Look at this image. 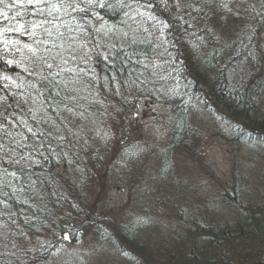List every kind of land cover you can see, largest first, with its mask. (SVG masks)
Wrapping results in <instances>:
<instances>
[{
    "label": "trees",
    "instance_id": "trees-1",
    "mask_svg": "<svg viewBox=\"0 0 264 264\" xmlns=\"http://www.w3.org/2000/svg\"><path fill=\"white\" fill-rule=\"evenodd\" d=\"M192 1L194 5L200 6L201 13L193 10L191 16L188 12L192 9L184 8L185 15L181 16L188 17V20H184L178 17L172 19L163 8L158 11L161 3L154 0L157 4L153 9L154 14L164 24V28L168 26L173 36H177L178 27L189 33V25L196 23L204 37L209 35L211 40L215 39L214 43L211 40L207 43L208 46L213 43L211 48L216 49L209 59L194 57L191 51L187 52L189 47L185 48L178 38L176 41L170 40L173 43L171 52L176 59L179 56L178 62L187 61L185 70L181 67L184 80L180 84L170 66H164L163 69L166 77L170 78L166 83L163 70L158 68L159 74L145 65L151 59L155 37L159 35L153 33L151 39L149 32L141 27L142 22L135 18L137 0H52L53 5L44 6L43 10L33 8L36 16L30 21L11 20L0 26V264H23L35 256L46 259L52 253L48 247L35 252L31 249H6L7 243L16 236H22L25 232L35 234L47 231L56 237L70 229L74 231L79 228L73 219L89 213L81 206L82 198L87 197L86 193L90 192L94 179L98 178V171L102 168L100 162L104 159L100 157L101 152L97 149L92 151L91 146L100 145L101 149L106 146L104 153L110 155L113 151L110 147L119 143L123 132H126L120 129L119 137L114 127L120 125L125 128L126 122H130L129 119L134 116L133 113L121 115L126 109L123 107L124 98L121 97L137 93H146L150 98L156 93L172 96L170 101L166 99L174 111L168 125L171 135L167 138L166 152L163 154L166 161H160L162 163L159 169L156 168V175L159 184L163 182L166 190L170 188L167 186H171L173 191L175 186L179 191H173L172 196L162 193L164 198L166 196L178 202L185 195L189 197L192 188L175 172L173 152L181 148L195 157L194 151L204 138L207 140L204 130L198 131L195 126L199 123L192 121L201 119L199 112L191 114L187 97L183 92H175L182 85L189 87V93L199 94L204 104L207 102L209 108L220 116V120L224 119V123H218V128L222 129L218 133L232 143L240 144L239 147L247 149V153L258 152V145L264 143V105L255 107L253 100L257 99V102L260 99L264 104V91L257 84H246L242 73L231 75L226 71L231 64V54L241 53L240 45L234 44L235 41L224 42L221 36L217 39L208 31L213 32L212 26L215 25L216 31L223 32L224 28H230L237 32L235 24L247 22L245 19H250L248 15L253 13L254 8L260 12L263 7L258 5L262 2L251 0L243 6L240 2L245 0ZM11 4V0H4L0 4V11L11 12ZM262 13L264 10L258 15ZM226 14L233 16L232 26L226 25L225 21L215 23L218 16L227 17ZM206 16L209 20L207 24ZM60 18H65L69 27L80 29L73 30L76 32L74 38L61 36V31L53 32L54 27L46 26L48 21ZM83 20L98 27L86 33L81 26ZM211 20L214 22L212 25ZM120 22L125 27L121 28ZM249 29L255 32V28ZM196 38L194 49L199 51L202 46L196 42L201 40L200 37ZM255 48L257 46L254 45V52L257 53ZM118 49L128 50L142 60L126 58V53L117 54ZM218 61L227 63V68L223 66L220 70L215 67ZM258 63V59L254 58L249 65L255 69V79L246 73L250 80L264 78L262 75L256 78ZM140 67L143 71L139 72L137 69ZM186 70L190 75L185 74ZM133 74H137V77ZM169 85L178 88L170 91ZM144 90H148V93ZM166 90L170 94L164 95ZM113 100L115 105H112ZM27 112L28 117L23 118ZM245 120H248V125L241 129L240 122ZM96 121L108 130L101 138L89 130L90 127L95 129ZM200 123L202 128L208 130L207 120ZM234 130L242 135L236 138ZM126 153L116 163V160L112 163L113 159L109 158V162L104 165L107 177L110 172L113 174L111 177H114L116 171L120 177L127 175L128 162L132 156H129L128 151ZM232 176L233 180H238L237 173ZM177 177L181 181H177ZM235 182L229 188L230 196L239 189ZM254 198L257 200L253 203L248 199V204H245L246 201L239 204V199L230 201L236 209L233 213L239 212L237 216L233 215V223L225 222L232 214L230 216L213 201L207 202L205 207L197 203L190 209H179L181 229L169 235L170 239L164 240L166 247L162 259H158L160 263L264 264L261 257L254 255L247 258L245 252L244 257L237 252L246 251L249 243L260 248L264 244V193ZM88 220H91L92 226L94 220ZM98 220L102 222L108 219L99 216ZM141 220L132 218L124 221L123 225L112 227L111 233H102L100 239L127 253L130 250L134 255L139 254L134 248L144 253L149 251V257L153 258L150 252L153 249L138 244L139 231L135 229V223L144 225L146 222ZM87 228L83 227V232ZM140 229L149 230L146 225ZM152 232L154 230L147 233ZM76 260L70 264H82L80 259Z\"/></svg>",
    "mask_w": 264,
    "mask_h": 264
},
{
    "label": "rangeland",
    "instance_id": "rangeland-1",
    "mask_svg": "<svg viewBox=\"0 0 264 264\" xmlns=\"http://www.w3.org/2000/svg\"><path fill=\"white\" fill-rule=\"evenodd\" d=\"M185 1L186 0H176L174 5L169 3L170 5L166 9L167 14H169L172 19L178 17V19L184 18V20H188L187 16H181L185 15L184 8L192 9L188 12V15L191 13V16L193 10L194 12L196 10L197 13L200 12L199 5H194L192 0L188 2ZM250 2L251 0L248 2L245 0L240 3L246 6ZM261 2L262 4L258 6L263 7L261 8V11H263L264 0H261ZM149 3H146L148 5L135 9L136 19L141 14L145 13L147 15V17L142 15V21L140 19L137 20L142 22L141 27L149 32L151 39H153V33L159 35L155 37L156 44L153 46L151 59L148 63H145V65L159 74L158 68L163 70L164 66H170L180 84V82L184 80L181 74V67L184 69L187 65V61H183V63L178 62L179 56L176 59L175 54L171 52L173 50V43H171L170 40L173 39V41H176V38H178V41L182 43L185 48L189 47L187 52L191 51L194 57H206V59H209L216 50L215 48H211L215 39L213 38V40H211L209 35L204 37L202 30L197 28L196 23H191L189 25V33H187L188 30L185 31L178 27L177 36H173L168 30H164L168 29V26L164 28V24L160 22L161 20L159 17H156L154 14L153 9L156 8L157 4ZM254 4L256 5V3ZM159 5L158 11L162 8ZM252 11V14H248L253 17L249 15L248 17L250 19L245 17V21L247 22H237L238 24H235V26L238 27L236 28L237 32L230 28H224L223 32L216 31L217 29L215 25H213V32L208 31V33L212 34L217 39L218 36H221V40L224 42L235 41L234 44L238 43L240 45L239 49L242 50L241 53L246 50L249 51V53H251L249 60L247 63L245 62V67L249 70H255L253 66L249 67V65L254 61V58H257L259 62L257 67L258 71L256 72L257 78L258 74L264 76V13L258 15L261 11L257 12L255 8L252 9ZM132 13H134V11H132ZM152 14L154 15L151 16ZM226 16L227 17L218 16L215 23L225 21L226 25L232 26L234 22L232 23L231 18L233 16L230 14H226ZM205 21L206 24L209 21L207 16ZM212 23H214L213 20L210 21L211 25ZM148 25L150 26L149 28L146 27ZM249 28H255V32H252ZM196 37H200L199 39L201 40V42L198 40L196 42L202 46L199 51L194 49V41H196L194 38L197 39ZM210 40L213 43L208 46L207 43H210ZM251 41L256 43L254 44ZM254 45L255 47L257 46V48H255V50L258 51L257 53L254 52ZM154 71L152 72L156 74ZM184 72L190 75L187 70ZM162 75L167 83L170 78L166 77L164 70ZM177 88L169 85L170 91L176 90ZM144 91L148 93V90ZM177 91H180L179 94L183 92V95L187 97L186 101L191 108V114H194L195 111L197 113L199 112L200 120L203 122L207 120V123H209L207 124L208 130H206V128H202L199 119L192 120L195 124L196 122L199 123V125H195L198 131L203 129L204 133L207 135V140L204 138L200 146L194 151L195 157H192L190 155L191 153L181 148H179L181 150L178 149L173 152L172 165L175 166V172L179 173L188 187H192L191 191L189 190V197L185 195L178 202L172 199L170 200L168 197L166 198V196L164 198L162 193L172 196L173 191H179V188L174 186L172 191V187L167 186L170 188L166 190L163 182L159 184L156 175V170L160 167L159 164L166 161L163 154L166 152L167 138L171 135V133H169L171 130H169L168 125L174 111L170 105L168 106V101L166 100L169 99L170 101V99H172V96L168 95L170 92L166 90L168 93H164V95L168 96H162L156 93L154 95L155 97L153 96L152 98L146 93L131 94L132 96L128 95L121 97V99L124 98L123 107L126 108L122 111L121 115L125 116L128 114L129 116L133 113L134 116L132 119H129L130 122H126V129L124 127H119L120 125L118 126L119 129L117 126L116 128L114 127V132H116L118 136L120 135V129L126 132H123L122 138L119 136V143L113 144L110 147L113 149L112 153L110 155H107V152L104 153L106 146H102V149L100 145L91 146L92 151H96L97 149L101 152L100 157L104 158L103 161L100 162V168H102L98 171V178L94 179L89 189L90 192L86 193L87 197L82 198L83 202H81V206L83 209L88 210L89 213L84 214V217L81 216L73 219L75 226L77 225L79 228L74 231L72 230L73 232L71 229H68L69 231L66 233L69 234V241H66L63 235L54 237L47 231H38L35 234L25 232L22 236L19 235L12 238L5 248L31 249V251L34 252L42 251L45 247L50 248L52 253H49L46 259L35 256L34 259L24 261L23 264H70L71 261L75 263L77 261L76 258L80 259L82 264H161L158 259H162V256H164L166 247L164 240L170 239L174 231H180L181 229L179 223V209L182 207L190 209L192 206H196L197 203L205 207L207 202L213 201L217 206L223 207L230 216L232 214L225 222L229 223V221H231L233 223V215L237 216L239 212L235 211V213H233L236 209L231 205V200L239 199V204L245 201V204H248V199H250L249 201H253L254 203V201L257 200L254 196L258 195L260 197V194L264 193V150L260 153L255 151L247 153L245 152L247 149L244 150L227 140L226 136L218 133L219 130H222L218 128V126H220L218 123H224V119L221 118L222 120H220V116L209 108L207 102L206 105L204 104L199 94L189 93V87L184 85L175 92L177 93ZM112 103V105H115L116 102L114 103L113 100ZM127 111L128 113H126ZM97 122L99 121H96L94 125L95 129L90 127L89 130H93V132H96L101 138L108 130L103 124L99 125ZM204 126L206 127V124ZM103 143L106 144L107 142ZM126 151L130 154L129 156H132L128 162L127 175L120 177L119 173H117L118 171H116L114 177H111L113 176L111 172L110 176L107 177L106 175L108 172L104 171V165L109 162V158L113 159H111L112 163L116 160V163L117 159L121 158V156L127 155ZM160 161L162 162L160 163ZM234 173H237L238 180H233L232 175ZM243 177H246V179L244 178L243 180ZM179 180L181 181V179L177 177V181ZM234 181H236L234 184L238 185L239 189L236 194L232 193L233 196H230L231 192L229 188ZM174 183L175 182H173V185ZM101 185L103 189H101ZM250 206H253V204H250ZM99 216L107 218L108 220H103L102 222H100V220L97 221V217ZM132 218H140L142 219L141 222H146L142 226L135 223V229L139 231L138 244L146 246L148 249H153L154 251H150L153 253V255H151L153 258L149 257V251L144 253L134 248L135 251L139 253H135L134 255L130 250L129 253H127L114 244L100 239L102 233H111L112 227L117 228L123 225L124 221L132 220ZM184 218L185 216L182 219ZM88 219L94 220L92 226L90 225L91 220L89 221ZM218 219L220 220V217H218ZM222 219H224L223 215ZM145 225L149 230L140 229ZM83 227H88L87 230L84 231L85 233L83 232ZM151 230H154V232L147 233ZM78 232L81 233L80 239L77 238ZM77 240H80V242H77ZM246 247H248L246 251L237 252L243 257L245 252L247 258H252L256 255L264 260V244L260 248L255 244L249 243Z\"/></svg>",
    "mask_w": 264,
    "mask_h": 264
},
{
    "label": "bare ground",
    "instance_id": "bare-ground-1",
    "mask_svg": "<svg viewBox=\"0 0 264 264\" xmlns=\"http://www.w3.org/2000/svg\"><path fill=\"white\" fill-rule=\"evenodd\" d=\"M11 1H12V4L9 7L11 12H8V13L3 12L6 15H0V26L8 23V21H11V20H16L19 22H21L23 20H25L26 22L30 21V19H33V17L36 16V11H34L33 8L34 9H42V7H44V6L48 7V6L53 5L52 0H32L34 3V7L32 6L33 3L31 4V2H29V0H16V3L14 2L15 0H11ZM137 1H139V3L137 4V7H142V6L148 5L146 3H149V2H151L149 4L154 3V0H137ZM158 1L161 3L160 4L161 7L165 10L169 7V5H170L169 3H171L172 5H174L176 3V0H157V2ZM172 1H175V2H172ZM188 1H190V0H186L185 2H188ZM231 2H233V1H231ZM180 3H181V1H180ZM0 12H2V11H0ZM142 15H144V17H147V15L144 13V14L139 15L137 19L141 20ZM153 15L154 14H152L151 16H153ZM121 21H122V19H121ZM66 23H68V22L66 21L65 18H60L59 20L48 21L46 26L47 27H54L53 32H60L61 31L60 32L61 36L64 35V36H67L68 38H74L76 36L75 35L76 32H74V31H80V29L78 30L77 27L71 28ZM119 25L121 28L125 27V24H123L122 22H120ZM81 26L83 27V31L86 33H87V30H93V28L96 29L98 27L97 25H94V23L91 24L90 22L88 23L85 20H83L81 22ZM164 30H166V31L168 30V32H169V28L164 29ZM90 33H91V31H90ZM116 52H117V54H118V52L121 54L126 53L127 54L126 58L128 57L129 59H132V60H136V59L142 60L141 57H139L136 54H134L128 50H125V49H118ZM248 57H249V51H247V50L244 53L239 52L236 55L234 53V54H231V56H230V58H231L230 63L231 64L228 65L227 63H222V62L218 61V62H216L215 67H218L221 70L224 68L223 66H226V68H227V65H228V68L226 69V71H228L229 74L233 75V73H235V74L242 73L245 76L244 81L246 82V84H249L250 82L252 84H257L264 91V86H263L264 85V81H263L264 78H262V79L260 78L262 80L260 82V79H257L256 81L250 80L247 76V74L250 76H253V77L255 76V73L252 70H249L248 68L245 67V62L247 63V61L249 60ZM245 68L247 70H245ZM137 71H139V72L143 71V68L140 67L139 69H137ZM133 75L135 77H137V74H133ZM258 75H260V74H258ZM253 79H255V77ZM256 100H253V103L255 102L253 104L255 107H258V105L259 106L264 105L262 100L259 99L257 102H256ZM26 117H28V112L23 114V118H26ZM246 125H248V120H245L244 122H240L241 129L245 128ZM233 134L236 135V138H238V136L242 135L237 130H234ZM233 139H235V137ZM233 143L235 144V142H233ZM242 143H241V145H242ZM236 145L240 146V144H236ZM256 150L258 151V153L263 151L264 150V143L258 145ZM243 197H244V195H243Z\"/></svg>",
    "mask_w": 264,
    "mask_h": 264
},
{
    "label": "snow or ice",
    "instance_id": "snow-or-ice-1",
    "mask_svg": "<svg viewBox=\"0 0 264 264\" xmlns=\"http://www.w3.org/2000/svg\"><path fill=\"white\" fill-rule=\"evenodd\" d=\"M29 2H31V0H29ZM2 3H4V0H0V4H2ZM0 15H6V14H4L3 12H0ZM49 67H51V65H49Z\"/></svg>",
    "mask_w": 264,
    "mask_h": 264
},
{
    "label": "water",
    "instance_id": "water-1",
    "mask_svg": "<svg viewBox=\"0 0 264 264\" xmlns=\"http://www.w3.org/2000/svg\"><path fill=\"white\" fill-rule=\"evenodd\" d=\"M80 235H81V233L79 232V233L77 234V236H78L77 238L80 239ZM68 237H69V236H68V234H67V235H66V239H68ZM77 242H80V240H77Z\"/></svg>",
    "mask_w": 264,
    "mask_h": 264
}]
</instances>
